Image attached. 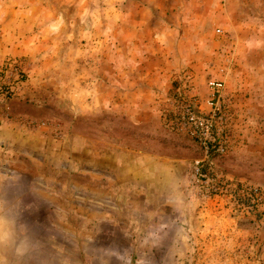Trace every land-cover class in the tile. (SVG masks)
<instances>
[{"label": "rangeland", "instance_id": "obj_1", "mask_svg": "<svg viewBox=\"0 0 264 264\" xmlns=\"http://www.w3.org/2000/svg\"><path fill=\"white\" fill-rule=\"evenodd\" d=\"M0 199L28 264H264V0H0Z\"/></svg>", "mask_w": 264, "mask_h": 264}, {"label": "clouds", "instance_id": "obj_2", "mask_svg": "<svg viewBox=\"0 0 264 264\" xmlns=\"http://www.w3.org/2000/svg\"><path fill=\"white\" fill-rule=\"evenodd\" d=\"M25 210L23 199L15 202L0 199V264H28L37 258L41 245L34 238L32 227L23 218ZM94 251L98 264H110L113 257L119 264H132V253L127 249L123 252L113 249ZM63 264H68V261ZM136 264H146V261L138 258Z\"/></svg>", "mask_w": 264, "mask_h": 264}, {"label": "built area", "instance_id": "obj_3", "mask_svg": "<svg viewBox=\"0 0 264 264\" xmlns=\"http://www.w3.org/2000/svg\"><path fill=\"white\" fill-rule=\"evenodd\" d=\"M207 87L210 90L211 97L207 100V103L212 108V112L218 110L217 100L220 96L221 83L219 81L211 80L207 82ZM214 100V101H213ZM180 119L182 121V126H185L187 130H190L191 133L195 136L197 142L201 146L206 155L209 151V141L212 138L211 135V117H206L201 115L196 104L191 102H184L180 104ZM222 151V148H219ZM199 163H195L192 171L193 174H198Z\"/></svg>", "mask_w": 264, "mask_h": 264}]
</instances>
